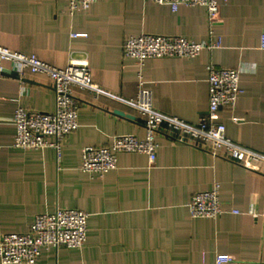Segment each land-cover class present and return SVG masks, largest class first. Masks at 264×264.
Masks as SVG:
<instances>
[{"label":"crops","instance_id":"1","mask_svg":"<svg viewBox=\"0 0 264 264\" xmlns=\"http://www.w3.org/2000/svg\"><path fill=\"white\" fill-rule=\"evenodd\" d=\"M219 2L212 37L201 4L174 10L154 0H96L71 13L69 0H0V45L59 68L86 59L105 91L73 87L79 127L59 149L16 147V109L53 111L55 90L44 73L0 74V237L28 231L36 214L58 207L89 212L83 247L46 246L35 263L22 264H217L219 253L233 256L222 264H264V163L253 171L162 125L154 163L124 151L103 177L82 169L86 146L109 145L118 134L146 137V116L125 102L138 96L141 79L158 111L198 123L209 110V64L242 69L236 107L222 108L219 118L230 139L264 152V0ZM141 33L220 42L193 58L140 64L124 56L123 43ZM3 66L14 70L9 61ZM216 183L227 211L194 217L193 193Z\"/></svg>","mask_w":264,"mask_h":264},{"label":"built area","instance_id":"2","mask_svg":"<svg viewBox=\"0 0 264 264\" xmlns=\"http://www.w3.org/2000/svg\"><path fill=\"white\" fill-rule=\"evenodd\" d=\"M96 0H69V11L88 9ZM168 3L174 10L179 5H204L207 8L210 34L214 36V25L221 17L219 0H154ZM74 36L83 35L73 33ZM220 42L195 41L183 35L141 33L128 35L124 39L123 54L127 58L143 63L148 58L186 57L193 58L204 48H213ZM261 47L264 48V33L261 35ZM3 61L12 63L20 77L24 70L46 74L53 85L56 105L53 111H32L19 106L15 112L17 133L16 147L41 148L53 146L59 149L61 141L79 127L78 110L80 102L73 87L99 89L92 80L91 67L86 59H71L66 67H55L36 55H27L0 45V74ZM242 69L208 65L209 110L196 124L189 123L176 116L167 115L154 107L152 92L140 80L138 96L125 99V102L137 108L146 116V137L141 139L134 134H118L109 145H88L82 151V169L103 177L110 170L118 168L120 152H143L148 155L150 164L158 155L157 133L162 125L174 130L181 141L200 140L215 156H221L239 162L253 171H262L264 152L248 148L234 142L226 135V125L220 121V110L224 107L234 109L241 93L240 74ZM0 145V149H1ZM220 184L212 188L193 193L189 207L194 217H218L227 210L219 194ZM234 213L239 210L234 209ZM89 212L73 207H58L53 212L36 214L30 229L26 232H7L0 237V259L3 263H35L43 248H80L88 237ZM233 260V256L219 253L216 263Z\"/></svg>","mask_w":264,"mask_h":264},{"label":"water","instance_id":"3","mask_svg":"<svg viewBox=\"0 0 264 264\" xmlns=\"http://www.w3.org/2000/svg\"><path fill=\"white\" fill-rule=\"evenodd\" d=\"M2 74H8V75H13L15 77H19V73L18 71L16 70H11V69H8V68H3L2 71H1Z\"/></svg>","mask_w":264,"mask_h":264}]
</instances>
